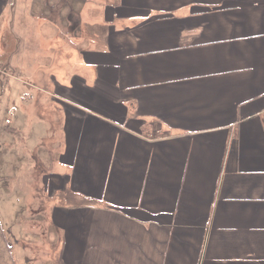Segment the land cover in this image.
<instances>
[{
    "label": "crops",
    "instance_id": "0c3cea01",
    "mask_svg": "<svg viewBox=\"0 0 264 264\" xmlns=\"http://www.w3.org/2000/svg\"><path fill=\"white\" fill-rule=\"evenodd\" d=\"M49 7L0 0V81L54 111L55 262L264 264V0Z\"/></svg>",
    "mask_w": 264,
    "mask_h": 264
},
{
    "label": "rangeland",
    "instance_id": "374dc122",
    "mask_svg": "<svg viewBox=\"0 0 264 264\" xmlns=\"http://www.w3.org/2000/svg\"><path fill=\"white\" fill-rule=\"evenodd\" d=\"M25 1L30 11L41 10L50 17L56 14L49 7L53 0ZM23 38L22 51L27 40ZM52 48V42L39 40L30 46L31 60L35 62ZM20 59L21 55L15 57ZM34 71L39 76L41 68L36 65ZM10 74L17 78L8 82L6 75L0 81V264H57L51 211L60 199L46 191L43 178L50 152L56 147V136L50 132L55 127L50 119L54 111L43 112L44 93L40 96L29 87L33 83H26L25 73L17 75L12 69ZM35 95L40 99L36 101Z\"/></svg>",
    "mask_w": 264,
    "mask_h": 264
}]
</instances>
